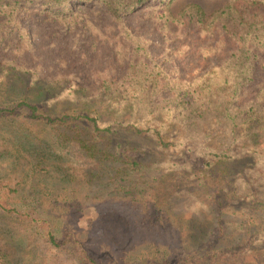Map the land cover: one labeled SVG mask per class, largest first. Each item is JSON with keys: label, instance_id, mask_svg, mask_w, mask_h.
<instances>
[{"label": "trees", "instance_id": "trees-1", "mask_svg": "<svg viewBox=\"0 0 264 264\" xmlns=\"http://www.w3.org/2000/svg\"><path fill=\"white\" fill-rule=\"evenodd\" d=\"M154 1L0 0V134L21 132L48 147L49 172H70L76 178L78 155L86 160L84 166L112 168L117 172L112 190L118 195L127 193L124 183L129 179L145 176L143 142L153 143L168 157L188 152L196 162L200 185L217 189L211 200L224 213L240 190L249 192L255 185L251 172L264 176V0H227L220 14L212 15L199 5L175 15L168 7L171 1L162 2L164 7H145ZM77 4L84 9L77 10ZM87 12L105 14L112 30L122 28L106 58L109 67L85 76L86 70L66 69L65 59L48 73L50 66L39 59L37 47L24 40L26 26H43L53 18L63 26L86 20L89 25ZM144 13L158 17L163 33L176 40L181 35L183 40L199 38L204 60L215 62L203 82L192 83L157 65L126 26ZM176 43L167 49L170 58L183 48V43ZM93 48L77 50V62L83 59L81 63L88 65ZM57 160L61 167L54 163ZM41 165L48 166L45 161ZM236 165H243L237 175L242 188L225 180ZM86 170L81 167L79 172L88 178ZM40 186L34 188L36 195L56 194L54 188L39 191ZM19 195L15 188H0V264L22 263L18 248L25 243L18 228L23 226L35 243L43 242L76 264H227L240 255L211 249L176 262L166 257L119 260L109 251L89 250L72 230L68 215L82 212V203L61 197L27 203ZM260 206L263 210L264 202ZM254 227L247 228V235ZM247 252L240 253L246 257Z\"/></svg>", "mask_w": 264, "mask_h": 264}, {"label": "rangeland", "instance_id": "rangeland-1", "mask_svg": "<svg viewBox=\"0 0 264 264\" xmlns=\"http://www.w3.org/2000/svg\"><path fill=\"white\" fill-rule=\"evenodd\" d=\"M170 1L172 3L168 7L175 15L192 5L203 7L208 15L220 14L227 4V0H156L145 7H164L162 2ZM76 8L83 10L84 6L77 4ZM86 14L89 25L86 20L75 26H63L57 18H53L43 26H26L24 40H31L37 47L39 59L50 66L48 73L59 67L65 59L66 69L81 73L86 70L85 76H90L92 71L101 67H109L106 58L112 50L114 39L121 38L122 28L112 30L114 25L105 14ZM152 17L145 13L139 14L126 26L138 41L142 40L141 44L147 46L157 65L173 71L182 79L200 84L215 62L204 60V55L199 52V38L190 36L183 40L181 35L176 40L168 32L163 33L158 17ZM90 34L93 36L90 37ZM175 41L177 45H184L181 51L170 58L167 49ZM89 45L94 46L93 60L88 65L81 63L83 59L78 63L75 59L77 50L89 48ZM142 146L145 151L141 148V159L148 166L143 173L145 176L138 174L134 181L124 177L129 179L124 183L128 185L127 193L118 195L112 190L117 174L112 168L84 166L86 160L78 155L75 158V165L78 164L75 167L78 169L76 178L70 172H49L47 169L52 162L47 161L51 158L48 147L45 148V145L21 132L6 131L0 134V188L19 190V197L27 203L36 198L46 201L59 197L82 203V212L73 211L68 215L72 230L87 243L89 250L109 251L119 260L127 258L130 261L136 257L157 260L166 257L176 262L179 257L189 254L224 249L240 254L227 264H264V209L258 207L260 202H264L263 174L257 176L256 172H251L255 180L253 188L249 192L240 190L230 209L220 213L211 200L217 189L200 185L192 154L180 151L175 152L177 156L168 157L151 142H143ZM40 161H45L48 166L40 167ZM55 162L58 166L63 164L60 160ZM154 163L158 165L150 168ZM81 167L88 170V178L81 176L84 174L83 171L79 172ZM242 168L243 165L232 167V175L225 179L230 180L235 188H242L237 177ZM38 185H42L39 191L54 188L56 194L36 195L34 188ZM108 185L111 187L107 188ZM253 226L251 235H247V228L253 229ZM18 230L25 243L18 248L21 264H76L43 242L35 243L25 226ZM248 241L251 246L246 245ZM242 251H248L246 257L242 256Z\"/></svg>", "mask_w": 264, "mask_h": 264}]
</instances>
